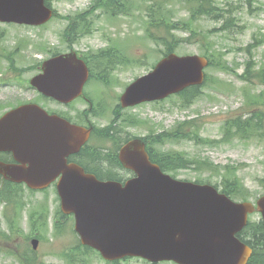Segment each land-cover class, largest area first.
I'll list each match as a JSON object with an SVG mask.
<instances>
[{"label": "rangeland", "instance_id": "obj_1", "mask_svg": "<svg viewBox=\"0 0 264 264\" xmlns=\"http://www.w3.org/2000/svg\"><path fill=\"white\" fill-rule=\"evenodd\" d=\"M94 1L52 0L56 16L41 27L0 23V115L31 101L65 109L40 98L30 80L64 45L68 35L60 16L76 15L81 27L83 23L77 45L81 51L106 45L95 31L103 27L109 30L107 36L112 41L125 38L120 48L137 60L125 68L107 95L101 82L92 79L87 85L95 105L86 112L102 136L98 144L103 153L106 149L114 153L116 142L129 136L154 137L151 147L155 157L166 152L185 162V167L169 171L173 177L228 189L236 200L264 195V114L261 121L252 119L251 127L242 131L233 123L240 116L245 120L254 113H264V81L258 77L264 75V0H232V12L228 11L229 0H213L210 15L195 13V0H129L126 6L125 0H115L114 5L105 0L87 13ZM125 9L133 10L135 16H126ZM148 9H154L153 17ZM168 50L179 55H212L214 64L206 69L205 84L161 103L123 110L118 94L149 72ZM249 60L254 62L255 73L244 79ZM120 172L125 179L132 175L127 170ZM29 191L26 186L4 190L16 194L13 204L18 208L19 229L8 238L9 229L4 223L0 226V264H152L141 258L107 262L97 251L80 244L74 217L60 210L55 185L44 191ZM28 197L32 204L25 208ZM7 204L2 197L0 214ZM260 219L259 213L250 218L253 222ZM252 235L247 231L242 237L251 240ZM34 236L40 239L37 250L31 245ZM16 248V256L7 253Z\"/></svg>", "mask_w": 264, "mask_h": 264}, {"label": "water", "instance_id": "obj_2", "mask_svg": "<svg viewBox=\"0 0 264 264\" xmlns=\"http://www.w3.org/2000/svg\"><path fill=\"white\" fill-rule=\"evenodd\" d=\"M52 16L45 0H0L2 22L38 25ZM208 64L206 57L171 53L127 87L123 104L163 99L202 84ZM87 78L82 60L62 54L45 61L32 84L67 103L82 94ZM91 130L50 115L37 104L20 106L0 119V151L12 150L18 161L0 163V173L36 189L63 173L57 184L63 211L75 214L82 243L108 260L138 256L153 263L248 264L253 249L237 233L249 213L259 211L264 219V196L255 206L235 202L210 184L177 180L151 161L141 139L128 141L120 151L122 163L136 176L124 183L100 180L79 165L67 164L64 157L79 150ZM33 244L37 247L38 241Z\"/></svg>", "mask_w": 264, "mask_h": 264}, {"label": "flooded vegetation", "instance_id": "obj_3", "mask_svg": "<svg viewBox=\"0 0 264 264\" xmlns=\"http://www.w3.org/2000/svg\"><path fill=\"white\" fill-rule=\"evenodd\" d=\"M75 16L74 17L71 16L67 19H64L66 24L63 27V31L66 32V30L68 29L69 34L68 36L65 37L66 41H64V45L60 53H71V52L77 53V55L87 63L90 69V77L88 81L95 79L104 84H109V82L114 80L117 83V81L120 80L121 73L125 70V48H120L118 40L112 41L107 36V32L109 30L103 27H99L96 28L95 31L96 33L99 32L101 34V39L106 41V45L96 46L93 48L88 47V49L81 51L77 47V45L79 44L78 38L75 40L73 38L75 37L74 35L76 32L81 34L83 23L81 27V23H79L80 17L76 20ZM83 18L84 17L81 16L82 22H83ZM103 24L104 23H102L100 26H102ZM91 69L94 71L93 73L91 72ZM114 73H116V75H114ZM40 98L43 99L44 97L40 95ZM75 101H78L79 104L74 106L73 104L75 103ZM60 105H62L65 109L64 110L58 109L56 111L62 117H64L71 123L77 125L93 126L92 135L96 133L95 137L93 138V142H92L93 145H89L84 150H81L77 153H72L67 157V160L70 163L71 162L81 163L83 157L86 159L88 158L87 156H83L87 148H89L90 150H94V149L98 150L99 148H102L98 144L99 139L102 136L97 132L96 125L90 120L86 112V110L93 109L95 104L90 98L89 94H87V92L85 91V97H79L75 99L73 102L68 103L67 105L65 104H60ZM82 106H84V108H82ZM83 111H84V115H82ZM49 112L54 113L52 109ZM119 143L120 142L117 141L116 146H118ZM112 156L115 162L117 158L119 160L118 152ZM152 156L154 157V154H152L151 157ZM106 159L109 161L110 156L107 157ZM0 161H5L8 163L15 162L14 155L11 152H1ZM99 164L102 165L107 164V161H99ZM0 181H4V178L1 175H0Z\"/></svg>", "mask_w": 264, "mask_h": 264}, {"label": "trees", "instance_id": "obj_4", "mask_svg": "<svg viewBox=\"0 0 264 264\" xmlns=\"http://www.w3.org/2000/svg\"><path fill=\"white\" fill-rule=\"evenodd\" d=\"M128 1L129 0H125V6L128 3ZM109 2L114 3L115 0H109L107 2V4ZM212 5H213V0H195V13L210 15L211 14L210 7H212ZM227 5L230 6V9L228 11L232 12L233 11L232 7H233L234 3L229 0ZM130 11L131 10L125 9V13H129ZM150 16L153 17V15H150ZM208 52L209 51H207V53ZM210 58L212 61L211 62V66H212L214 64V58L212 55H210ZM253 63L254 62L249 60V62L247 64V68L245 70V73L242 75V78L248 79L250 73L253 76V74L255 73V71L252 69ZM263 76H264L263 74L258 75V77L261 81H264ZM197 89H198L197 87H194L193 89L190 88V90L187 89L184 93H188V92H191V91H194ZM256 103H257V105H259L260 100H257ZM257 108H259V107H257ZM262 114H264V113H254V114H252L253 116H251V118H247L245 120H243L244 118L242 116H240L239 118L234 120L233 123H235V126L237 127V129L239 131H242V130H245L247 127H251V120L252 119L256 121L255 118H258L259 121H261L263 119L261 117ZM256 123H257V125H259L258 122H256ZM151 143H154V142L152 141ZM150 147H151V145H150ZM174 158H175V156L172 155L171 153L160 152V157L159 158L156 157L153 160L155 162L159 163L163 169H167V170H176L177 168L185 167L184 166L185 162L183 160H181V159L176 160V158L175 159ZM105 160H107V159H105ZM99 166L103 170L104 174L109 173L111 175L110 178H116L115 176L119 177L118 175H116V173L111 171V169H114L116 167V162H113V160H109V161H107V164H104V165L100 164ZM224 191L228 194H231V195L234 194L233 192L229 191L228 189H225ZM245 230L251 231V233H253L251 240H249V241L246 240V242L251 244L254 248V253H253V256L251 257V259L249 261V264H264V226H263V222L261 221L258 223L248 225V227ZM87 249H89V248H87Z\"/></svg>", "mask_w": 264, "mask_h": 264}]
</instances>
